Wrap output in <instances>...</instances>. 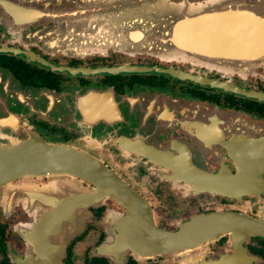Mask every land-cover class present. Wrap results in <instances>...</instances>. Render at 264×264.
Listing matches in <instances>:
<instances>
[{
	"label": "flooded vegetation",
	"instance_id": "flooded-vegetation-1",
	"mask_svg": "<svg viewBox=\"0 0 264 264\" xmlns=\"http://www.w3.org/2000/svg\"><path fill=\"white\" fill-rule=\"evenodd\" d=\"M138 11L135 0H0V149L65 147L131 195L72 172L3 173L0 264H264V59L132 51ZM154 68L196 81L138 71ZM220 214L228 229L182 254L128 247L149 220L175 232Z\"/></svg>",
	"mask_w": 264,
	"mask_h": 264
},
{
	"label": "water",
	"instance_id": "water-1",
	"mask_svg": "<svg viewBox=\"0 0 264 264\" xmlns=\"http://www.w3.org/2000/svg\"><path fill=\"white\" fill-rule=\"evenodd\" d=\"M264 0H212L198 5H173L166 0H135L137 9L128 28L132 51L160 58H182L204 65L264 59ZM128 19L127 21H129ZM131 21V20H130ZM126 22V21H124ZM126 30V28H125ZM160 71L179 78H196L173 70ZM264 99V94L259 95ZM72 172L106 186L115 198L131 197L129 190L102 165L81 154L45 142H28L0 149V177L5 172ZM133 218L135 212H130ZM230 215H214L188 222L175 232L157 228L151 220L132 230L128 247L146 254H182L230 225ZM214 222V223H213ZM213 224V225H212ZM260 233L264 236V226Z\"/></svg>",
	"mask_w": 264,
	"mask_h": 264
},
{
	"label": "rangeland",
	"instance_id": "rangeland-1",
	"mask_svg": "<svg viewBox=\"0 0 264 264\" xmlns=\"http://www.w3.org/2000/svg\"><path fill=\"white\" fill-rule=\"evenodd\" d=\"M169 4H173V5H182V4H189V5H198V4H203V3H197L195 4L194 2H190V1H180V2H173V1H169V0H166ZM260 7H264V2H262L260 4Z\"/></svg>",
	"mask_w": 264,
	"mask_h": 264
}]
</instances>
